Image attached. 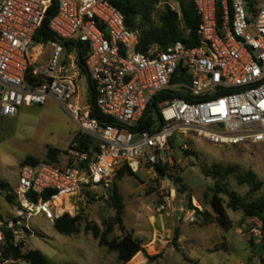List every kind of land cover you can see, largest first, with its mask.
<instances>
[{
    "label": "built area",
    "instance_id": "built-area-1",
    "mask_svg": "<svg viewBox=\"0 0 264 264\" xmlns=\"http://www.w3.org/2000/svg\"><path fill=\"white\" fill-rule=\"evenodd\" d=\"M193 5L198 45L176 41L140 50L139 32L125 26L108 0H0V118L52 98L76 124V138L91 142L71 140L63 168L47 162L20 168L13 194L30 212L0 218V240L9 231L13 246H20L25 233L32 236L29 218L41 214L53 223L68 212L58 213V197L71 199L75 209L86 193L109 189L123 166L156 175L154 166L166 165L171 173L172 136L220 146L264 144V0ZM52 7L47 28L56 40L36 42ZM35 45L37 55L49 48L43 68L31 55ZM77 45L87 46L84 70L93 104L82 100ZM91 107L112 122L90 118ZM164 190L165 199L173 200V186ZM192 206L185 212L188 222L202 212L195 200ZM0 264L20 261L0 258Z\"/></svg>",
    "mask_w": 264,
    "mask_h": 264
},
{
    "label": "rangeland",
    "instance_id": "rangeland-1",
    "mask_svg": "<svg viewBox=\"0 0 264 264\" xmlns=\"http://www.w3.org/2000/svg\"><path fill=\"white\" fill-rule=\"evenodd\" d=\"M259 3L261 0H244ZM169 7L177 10L175 0H160L152 13L156 23L160 13ZM40 43V42H39ZM34 46L31 54L37 66L43 68L49 48ZM67 53V52H65ZM78 85L82 100L89 102L87 80L82 75ZM77 126L65 109L49 98L43 105L22 106L12 118H0V216L12 219L20 211H30L14 196L18 185L22 162L27 158L45 163L48 149L59 152L56 167L66 164L65 149L77 134ZM95 144V142H93ZM170 151L172 178L154 175L147 169H139L132 176H123L112 181L110 188L98 193H86L72 208V200L59 199L58 213L81 217L78 233L64 236L54 231L52 222L36 214L28 219L32 236L25 233L20 244L21 253L39 251L51 264H124L116 252L99 246L91 231L96 226L99 232L111 227L107 240L120 239L130 234L143 245V251L125 264H264V230L257 218H247L241 210L227 208V196L221 195L229 228L224 230L209 205L210 189L217 182L213 168L233 169L219 185L234 192L246 202L264 197V144L246 146L213 145L201 139L178 137ZM178 146H183L182 148ZM252 173L262 186L249 194V187L240 184L238 175ZM179 179V181H174ZM174 188V199L166 200L165 188ZM115 186L124 204L122 223L124 232L112 226L114 210L109 201ZM7 197H11L10 202ZM195 200L202 214L194 215V222L185 220V212ZM264 216V213H263ZM20 264H25L20 261Z\"/></svg>",
    "mask_w": 264,
    "mask_h": 264
},
{
    "label": "trees",
    "instance_id": "trees-1",
    "mask_svg": "<svg viewBox=\"0 0 264 264\" xmlns=\"http://www.w3.org/2000/svg\"><path fill=\"white\" fill-rule=\"evenodd\" d=\"M124 17L125 26L130 30H136L139 32V49L146 50L151 46H156L159 49H164L167 46L173 44L176 41H181L185 46L193 47L198 45L195 36V30L198 24V18L194 11L193 0H175L178 9L171 10L169 7L160 13L158 21L155 23L152 20V13L160 3V0H108ZM52 7L48 13L47 18L43 21L39 29L34 35V40L40 43H47L55 41V37L49 32L47 28L48 18L54 12ZM70 49L71 44H65ZM77 66L80 70V74L87 80V92L89 95V102L93 104L94 92L91 82L84 70V60L87 54L86 45H77ZM33 78L31 74L26 77V83L32 84ZM90 118L97 120L100 124L111 123L112 121L99 114L94 107H91ZM148 125H141L142 129H147ZM179 136H172L169 139L170 151L175 147V142ZM79 142L81 145H85L91 142L82 141L77 139L76 136L72 139ZM179 148L182 146H178ZM59 152L55 149H48L46 154V162L55 164L57 162V156ZM39 161L33 158L25 159L22 164L36 166ZM166 165H155L154 171L161 177L172 178L170 173H166ZM233 169L222 170L221 167H214L212 174L216 176L217 182L210 189L211 196L209 199V205L213 212L217 216L219 225L227 230L229 228L227 216L225 215L221 195L227 196L229 201L227 208L232 211L241 210L247 218H257L261 221L264 230V197L246 202L239 198L234 192H229L225 187L219 185V180H224L230 174H234ZM133 173L127 166L121 167L115 174L113 181L121 179L123 176H132ZM238 181L240 184H246L249 187L248 193H254L262 186L261 182L256 181L255 176L252 173L245 175H238ZM179 181V179H174ZM5 188V185L0 183V191ZM11 197H7V201L10 202ZM32 201H36L33 197ZM109 201L114 210V218L112 226H117L121 232H124V226L122 223V215L124 204L121 196L117 192V188L113 186L109 195ZM59 211V207H57ZM197 214H202L197 213ZM1 218V216H0ZM81 217L79 215L71 216L68 213L63 214L59 218L53 221L52 227L55 232L60 235L69 236L78 233V226ZM111 227H107L105 231L99 232V229L94 226L91 229V234L94 239L98 240L99 246H105L110 252H116L117 258L121 263L129 262L139 252H144L142 243L134 239L130 234H125L120 239L107 240L108 235L111 233ZM0 258L1 261H23L25 264H51L46 258L37 250L29 251L26 254L21 253L20 246L15 247L11 241V235L9 231H3V237L0 240Z\"/></svg>",
    "mask_w": 264,
    "mask_h": 264
},
{
    "label": "bare ground",
    "instance_id": "bare-ground-1",
    "mask_svg": "<svg viewBox=\"0 0 264 264\" xmlns=\"http://www.w3.org/2000/svg\"><path fill=\"white\" fill-rule=\"evenodd\" d=\"M63 197H58L56 200H55V206H57V204L59 203V199H62Z\"/></svg>",
    "mask_w": 264,
    "mask_h": 264
}]
</instances>
